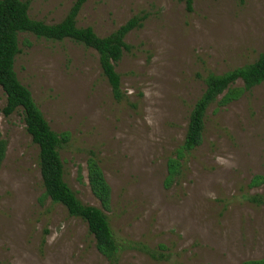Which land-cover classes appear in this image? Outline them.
<instances>
[{
	"label": "rangeland",
	"instance_id": "1",
	"mask_svg": "<svg viewBox=\"0 0 264 264\" xmlns=\"http://www.w3.org/2000/svg\"><path fill=\"white\" fill-rule=\"evenodd\" d=\"M26 1V0H22ZM77 0H31L30 17L60 23ZM116 70L117 102L99 55L71 40L20 35L15 70L57 134L65 181L83 204L101 209L121 246L119 264H242L264 259V83L238 80L207 111L202 144L183 149L191 112L210 74L223 75L264 54V0H87L79 27L100 37L134 16ZM239 90V91H238ZM0 128L8 142L0 170V264H108L88 226L45 196L39 147L22 110ZM94 158L111 187V208L92 193ZM150 253H157L158 259Z\"/></svg>",
	"mask_w": 264,
	"mask_h": 264
},
{
	"label": "trees",
	"instance_id": "2",
	"mask_svg": "<svg viewBox=\"0 0 264 264\" xmlns=\"http://www.w3.org/2000/svg\"><path fill=\"white\" fill-rule=\"evenodd\" d=\"M86 1L77 0L60 23L47 24L30 17L31 0H0V90L6 97L2 112L9 117L22 110L26 132L32 142L39 147V166L45 196L53 203L64 206L71 217L85 222L98 250L107 259L108 264H119L122 248L115 237L108 216L97 207L83 204L65 181V167L60 152L68 143V135L57 134L52 130L31 91L20 82L15 70L17 57L22 52L20 35L30 34L37 39L53 42L71 40L98 53L103 75L112 88L113 97L117 102H122L124 99L122 80L116 66L122 60L124 52L130 50L125 38L133 30L143 26L146 16H134L111 35L100 37L92 27L78 26L77 18ZM182 1L186 10L191 13L194 10L195 0ZM238 80L243 82L244 91H250L264 83V54L256 62L245 67L223 75L210 74L207 77V88L190 115L183 145L185 152H191L202 144L208 109L225 91L227 93L221 102L233 101L237 90H232L230 87ZM7 149L8 142L3 138L0 128V170ZM256 179L258 182L264 181V177ZM88 180L92 193L100 200L103 208L109 210L111 187L94 158L88 160ZM248 200L257 206H262L264 194L253 195ZM150 255L155 259L162 257L157 253ZM242 264H264V259L246 261Z\"/></svg>",
	"mask_w": 264,
	"mask_h": 264
}]
</instances>
